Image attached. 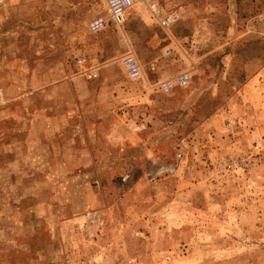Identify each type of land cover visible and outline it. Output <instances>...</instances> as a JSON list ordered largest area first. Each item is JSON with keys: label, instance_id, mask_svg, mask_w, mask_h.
I'll return each mask as SVG.
<instances>
[{"label": "rangeland", "instance_id": "1", "mask_svg": "<svg viewBox=\"0 0 264 264\" xmlns=\"http://www.w3.org/2000/svg\"><path fill=\"white\" fill-rule=\"evenodd\" d=\"M26 1L8 19L18 32ZM159 1L178 17L173 41L134 0L130 39L110 24L79 38L84 68L68 57L79 89L107 87L79 98L86 137L40 141L35 108L54 95L23 96L21 71L0 69V264H264V39L254 33L264 0ZM27 47L24 35L12 55ZM129 52L142 80L125 74ZM183 71L188 86L157 89Z\"/></svg>", "mask_w": 264, "mask_h": 264}, {"label": "crops", "instance_id": "2", "mask_svg": "<svg viewBox=\"0 0 264 264\" xmlns=\"http://www.w3.org/2000/svg\"><path fill=\"white\" fill-rule=\"evenodd\" d=\"M88 1L90 0H63L61 2L55 0H38L37 2L34 0H27L26 2H22L20 5L23 12L22 21L20 22L21 32H18V27L8 21L15 6L18 5L21 0H4L3 5H0V69H5V72H7L5 76L10 70L14 72L15 68L17 71H21L22 85L18 92L23 96L29 94L48 96L51 93L54 95L55 102L53 101V105H48V97L45 101V105H47L50 110L54 111L49 114L46 109V112H44L43 108L45 105L41 108H35L36 114L33 119L34 123L31 125L32 127L39 128V130H37L39 132L36 133L43 136L40 141L52 143L54 149H57L56 144L63 140L76 141L75 133H77V136L80 135L79 139L83 137V135L86 137V133L82 134V132L78 130L79 125H81L78 122L84 123L90 121V119H88L89 117H85L87 116L85 111L83 112L84 114L81 115L84 109L81 107L79 98H83L88 93L92 94L95 92L103 94L107 91V87L105 86L91 87L88 89L86 86V88L82 87L79 89L78 84L84 83L86 81L85 78L83 76H78L76 73L68 72L67 60L72 54L76 55L74 60L76 62L75 66L84 68L85 65L83 66L78 63V58L85 56L79 55L77 42L80 38V40L83 39L87 44L92 34H95L90 30L88 25L89 21L95 16ZM51 13L58 16L60 21L56 18L51 19ZM41 15H43V19L40 17ZM35 17H38V21L35 20ZM59 23L60 26H58ZM172 26L173 24L170 27L163 28L173 41L174 35L170 30ZM120 27H122L121 29H123V32L126 33L127 37L130 39L126 29L123 28L124 26ZM81 29H83L85 35L78 32ZM35 34L39 37L40 44L31 50L29 41L30 39H34ZM24 35L25 39H27V53L22 56L12 55L13 52H15L12 49L15 45H18L19 39L24 37ZM46 35L48 36V40L45 38ZM40 36L43 38H40ZM21 43L22 45L20 47L23 49L24 39L21 40ZM170 46V44H167V47ZM9 49L10 52L11 50L13 51L10 55L8 54ZM31 54L36 55L35 59ZM122 60L121 64L124 68ZM13 63H15V65ZM94 68L97 69L96 66ZM124 71L126 76H128L125 68ZM85 73L88 74V72ZM128 78L130 77L128 76ZM143 78L144 73L143 77L139 80ZM0 91L4 99L5 96L1 88ZM66 126H73L74 132L69 134L70 137L65 136L61 138L58 134L61 135V132Z\"/></svg>", "mask_w": 264, "mask_h": 264}, {"label": "built area", "instance_id": "3", "mask_svg": "<svg viewBox=\"0 0 264 264\" xmlns=\"http://www.w3.org/2000/svg\"><path fill=\"white\" fill-rule=\"evenodd\" d=\"M4 1V0H1ZM61 2L63 0H55ZM143 1L151 12V15L158 21L162 27H170L174 24L178 17L172 13L165 11L159 0H141ZM99 3L103 5L105 14H100L93 17L89 21V28L94 33H99L108 28L110 24L118 27L123 26L127 19L128 11L133 7L134 0H99ZM254 20L257 23L263 24L260 29L255 30L254 33L261 39H264V7L255 15ZM166 53H171V48L166 47ZM124 68L128 76L133 80H139L143 77V69L140 61L133 53H128L124 56L123 60ZM80 65H87L88 60L86 57L78 58ZM89 77H97L98 70L94 67L88 68ZM192 79V75L189 71H183L175 76L166 78L157 83V89L161 92H170L175 87L188 86ZM2 92L0 91V101L3 99Z\"/></svg>", "mask_w": 264, "mask_h": 264}]
</instances>
